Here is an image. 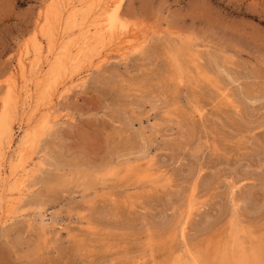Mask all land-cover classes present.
I'll return each instance as SVG.
<instances>
[{
  "label": "rangeland",
  "instance_id": "374dc122",
  "mask_svg": "<svg viewBox=\"0 0 264 264\" xmlns=\"http://www.w3.org/2000/svg\"><path fill=\"white\" fill-rule=\"evenodd\" d=\"M124 1L140 51L85 73L61 99L72 68L97 63L112 39L81 72L50 82L44 72L38 82L56 89L41 87L33 119L23 78L36 48L46 55L44 16L64 2L0 0V118L11 100V119H24L13 149L30 136L0 183V264H223L232 224L243 252L264 250V0Z\"/></svg>",
  "mask_w": 264,
  "mask_h": 264
},
{
  "label": "bare ground",
  "instance_id": "6f19581e",
  "mask_svg": "<svg viewBox=\"0 0 264 264\" xmlns=\"http://www.w3.org/2000/svg\"><path fill=\"white\" fill-rule=\"evenodd\" d=\"M63 2H64V0H63ZM123 2H125V1L124 0H66L64 3H62L60 5H58V4H57V6L53 5L49 8L50 10L46 14L47 17L44 16L46 18L45 19L46 23L44 22L45 24H44L43 28L41 29L42 32H40V33H42L43 38H45V40L44 39L43 40L46 41V44H47L46 55H45V53L42 52V48H40V47L36 48L37 51H35V56H37V57H35L36 59L33 57L35 60H32V62L27 66V68L29 67V70L27 72H30L31 74L33 72L34 75L32 74V77L26 76L23 78L24 84H23V92L21 94H22V98H23L22 109H23V113L25 115H29V117H33V119H34L36 117V115L42 111L40 103H38V96H37L40 92H42V91H40L41 87L44 88L43 91H45L47 89L46 91H50V93L53 91V88H52L53 86L56 89L55 84H54L55 81H54V83L52 82L53 85L49 84L47 86L45 85L46 81H44V86L41 85L43 82L42 83H40L41 81L38 82V79H39L38 77H41V75H43L44 72H45V78H47V81H49L48 78L54 77V76L55 77L53 79L55 80V78L57 77L56 74L59 72H61L60 74L62 76V70H64V69L68 70L67 68H71L70 66H72V67L74 66L75 69L79 68V70H80V64H82L86 61V59H84V58L85 57L87 58L86 54L90 49L92 50L93 46L95 47V45L102 44V45H100L102 48L103 45H104V47L109 45V44L111 45V43H108V40L112 39L111 40V42H112L111 47H108L107 50H105L106 48L103 49V52H99L100 55L97 59L98 62L96 61L97 63L86 64V66L88 65L87 70L85 69L84 72H81V70H80L81 73L76 74V76H74V74L78 70H73V68H72V70L70 69L71 72L75 71V73L72 72V74L74 73L72 75L73 77H71L70 72H69L70 74H65L71 78H68L69 81L62 85L63 89H61V91L56 89V93L58 92L57 93L58 95L55 93L58 96V98L61 99V98H63V96L66 93H69L73 87L74 88L79 87L80 85H82L84 83V80L87 78V75L85 73H88L90 71H95V69H99L100 67L102 68V65L107 63L112 58H118V59L123 58L124 59V58H127L128 54H130L132 52L135 53L137 50L140 51L139 50L140 45H141L140 43L130 42V38L133 36H132V34H130L131 32L128 31L127 24L122 19L123 16L120 15V9H121ZM79 21H81L80 22L81 24L77 23ZM55 22L57 24H60V27H59L60 29L58 28L56 30L55 29L56 27H55L54 28L55 31H54L53 30V27H54L53 23H55ZM40 23H42V22L40 21ZM39 26L40 25H36L37 29L39 28ZM41 26H42V24H41ZM75 28L78 29L77 31H79L80 35L77 33V35H79V36L75 40L74 44H73L74 39H73V41H71V43L73 44L72 45L71 43L67 42V40L65 41V39L70 38L74 35V33H70V31L74 30ZM38 36H40V35H38ZM70 40H71V38H70ZM97 51H98V48L96 49V55H97ZM93 52H95V51H93ZM89 53H91V52H89ZM26 54H28V53H26ZM40 54H43V55H40ZM89 55H91V54H89ZM94 56L92 55L91 58ZM88 57H90V56H88ZM91 58H90V62H92ZM83 60H85V61H83ZM88 61H89V58H88ZM86 63H87V61H86ZM46 69H48V70L46 71ZM63 73H66V71ZM83 73L85 75H82ZM41 78H43V76ZM66 78H67V76H66ZM56 79L58 80V78H56ZM45 86H46V89H45ZM6 89H7V87H6ZM7 94H8V92H7ZM41 95H42V93H41ZM9 97H10V95H9ZM42 99L44 101L45 97L44 98L42 97ZM42 99H41V101H42ZM9 100H10V98H9ZM10 101L5 102V115H3L0 118V183H1V186H3V187L8 182L7 178L10 177V179H12L11 177L14 176V170H13L14 166L11 165L9 168L10 163H8L7 159H10L9 157H11L13 154H16V153H17V156L19 158H21V155H22L21 149H22L23 145L25 143H27V141L29 140V137H30L26 129L22 130L23 134L20 137L21 140H19L20 141L19 147L21 146V148H19L18 151L15 150L16 148L13 149V143L14 144L17 143V142H15L16 124L18 125L17 130L18 129L20 130L21 126L23 125L22 122L24 121V119H21V120L17 119L18 122L16 124H15L16 121L11 119L13 105L11 104ZM18 101H20V100H18ZM55 104L52 105V102L48 104V106L44 109L47 111V114H49V112H51L55 109V106H54ZM43 107H45V106H43ZM44 117L46 118V114L43 115V119H44ZM33 119H31V120H33ZM27 121H29L28 118H27ZM42 122L46 123L45 119ZM26 126L29 127V125H26ZM15 147H17V145H15ZM10 152H12V154L9 156ZM22 160H21V162H22ZM7 165H8V168L10 169L9 172L6 168ZM40 165H41V163H40ZM16 167H17V163H16ZM23 172H21V173L23 174ZM146 173H147V171H146ZM24 174H25V175H23L24 177H26L28 175L27 172H25ZM199 174H200V172H199ZM24 177H22V178H24ZM1 201H2V199H1ZM187 201H188V206H189L188 208H189V210H191L192 203H189V200H187ZM1 204H2V202H1ZM189 214L191 215L190 211L188 212V215ZM0 219H2V218L0 217ZM185 221L186 220L184 219L182 221V223ZM6 222H7V219H4L2 221V223H0V225H4V224H6ZM230 224H231V222H230ZM184 231H185V226L183 225V227L181 228V235L182 236H184ZM241 231L242 230H240V228L238 229V227H236L235 224H232L231 229H230V233H229V241H226L228 246H224L222 249H219L218 254L216 255V258L218 257L219 262L220 263L222 262L223 264H263L264 250L262 248L257 246L249 254H247L246 252H243L244 249H243V245L241 243L242 238L240 235ZM178 258H180V257H178ZM202 259L204 260V258H202L201 256H198V257L192 259L193 261H190V263H187V264H202V262L203 263L205 262V264H208V262L203 261ZM174 264H180V262L176 261V262H174Z\"/></svg>",
  "mask_w": 264,
  "mask_h": 264
}]
</instances>
